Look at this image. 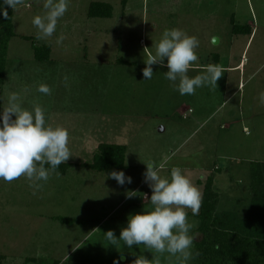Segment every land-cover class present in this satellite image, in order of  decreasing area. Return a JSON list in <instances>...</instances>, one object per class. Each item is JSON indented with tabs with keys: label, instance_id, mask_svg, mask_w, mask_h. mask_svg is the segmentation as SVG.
Returning a JSON list of instances; mask_svg holds the SVG:
<instances>
[{
	"label": "rangeland",
	"instance_id": "1",
	"mask_svg": "<svg viewBox=\"0 0 264 264\" xmlns=\"http://www.w3.org/2000/svg\"><path fill=\"white\" fill-rule=\"evenodd\" d=\"M93 1L110 3L112 16L90 17ZM43 3L23 0L15 10L7 6L16 35L9 42L0 114L12 92L20 95L24 108L40 104L46 124L68 130L72 157L61 164L68 166H59V176L52 173L40 182L42 190L29 187L23 177L0 180V264L153 259L158 254L142 245L128 247L121 241L117 248L104 237L112 230L119 239L129 215L152 207L145 198L151 196L144 179L148 161L164 164V177L180 167L201 192L202 203L208 197L213 214L242 218L255 191L264 193V103L259 98L264 92V0H127L126 6L122 0H69L54 35L37 40L32 19L43 15ZM173 28L200 42L190 77L202 74L208 64L222 68L217 88L181 95L164 76L166 58L165 66L152 65V79L144 80L153 42ZM61 35L64 40L57 44ZM34 43L49 45L50 58L35 59ZM41 83L51 95L37 91ZM103 143L126 145L119 171L131 183L121 186L108 178L110 172L89 167ZM129 192L136 195L128 198ZM200 212L193 216L188 210V221L195 224L189 233L192 251L203 236ZM160 260L177 264L167 253Z\"/></svg>",
	"mask_w": 264,
	"mask_h": 264
},
{
	"label": "clouds",
	"instance_id": "2",
	"mask_svg": "<svg viewBox=\"0 0 264 264\" xmlns=\"http://www.w3.org/2000/svg\"><path fill=\"white\" fill-rule=\"evenodd\" d=\"M3 3L15 10L23 0H3ZM68 6L69 0H44L43 15L32 19L37 29V40H46L54 35L58 21L65 15ZM2 13L5 18L8 17L7 8H3ZM63 40L61 35L56 42L60 44ZM199 43L197 37L181 29H165L161 38L153 42L154 54L148 52L144 61V80L152 79V65L165 66L166 58L168 71L164 76L171 82L173 90L181 95H194L197 88L205 86L217 88V81L224 73L219 65L208 64L202 74L188 75L192 64L199 59L196 52ZM148 49L145 48L144 52ZM67 79L65 76V82ZM37 91L51 95L47 84H39ZM259 98L264 103V92L259 94ZM0 121V180L12 183L23 177L29 182V187L42 190L44 184L40 182L46 183L52 173L59 176V166L72 157L68 147V130L63 126L46 124L45 110L40 104L33 103L31 109L22 107L20 95L16 92L9 94ZM145 165L144 179L151 188L150 199L146 195L145 198L152 207L143 213L129 215L127 227L121 229L119 239L112 230L107 231L104 237L117 248L122 241L128 247L142 245L158 254L153 255L151 260L138 256L132 264H161L160 256L165 253L175 257L177 264H188L189 260L200 255L199 251H192L194 237L189 233L195 224L188 221V210L193 216L199 214L202 194L180 167H172L170 176L164 177L160 174L164 164L157 166L154 161H148ZM108 178L116 180L121 186L132 182L123 171H112ZM129 193L132 194H128V198L136 195Z\"/></svg>",
	"mask_w": 264,
	"mask_h": 264
},
{
	"label": "trees",
	"instance_id": "3",
	"mask_svg": "<svg viewBox=\"0 0 264 264\" xmlns=\"http://www.w3.org/2000/svg\"><path fill=\"white\" fill-rule=\"evenodd\" d=\"M122 3L126 6L127 0H122ZM3 8H7V18L3 16ZM112 14L113 6L110 3L104 1L90 3L88 11L90 17H111ZM239 28L234 25L236 33H239ZM15 35L12 11L4 5L3 0H0V111L9 42ZM24 38L32 39L31 36ZM33 49L35 59L44 61L50 58L49 45L34 43ZM125 152L126 145L103 143L89 167L108 172L119 171L124 167ZM60 166L62 168L68 165ZM208 188H211V183ZM207 201L209 199L205 195L199 215L201 219L199 231L203 236L195 242L193 251H199L200 255L192 259L191 264H264V193L255 191L253 203L242 218L237 213L213 214V206H208ZM59 219L65 222L72 220L70 217ZM210 219L212 225L208 223ZM57 263L55 260L48 262Z\"/></svg>",
	"mask_w": 264,
	"mask_h": 264
},
{
	"label": "water",
	"instance_id": "4",
	"mask_svg": "<svg viewBox=\"0 0 264 264\" xmlns=\"http://www.w3.org/2000/svg\"><path fill=\"white\" fill-rule=\"evenodd\" d=\"M216 40V39H215ZM164 128L163 127H160V130H163Z\"/></svg>",
	"mask_w": 264,
	"mask_h": 264
},
{
	"label": "crops",
	"instance_id": "5",
	"mask_svg": "<svg viewBox=\"0 0 264 264\" xmlns=\"http://www.w3.org/2000/svg\"><path fill=\"white\" fill-rule=\"evenodd\" d=\"M249 45V44H248ZM248 47V46H247ZM241 67V66H240Z\"/></svg>",
	"mask_w": 264,
	"mask_h": 264
}]
</instances>
